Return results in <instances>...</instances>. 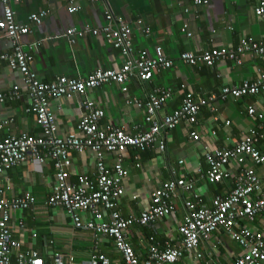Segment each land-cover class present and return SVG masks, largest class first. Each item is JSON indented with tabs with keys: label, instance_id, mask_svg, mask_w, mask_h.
Wrapping results in <instances>:
<instances>
[{
	"label": "crops",
	"instance_id": "1",
	"mask_svg": "<svg viewBox=\"0 0 264 264\" xmlns=\"http://www.w3.org/2000/svg\"><path fill=\"white\" fill-rule=\"evenodd\" d=\"M73 5L79 10L70 14L69 8ZM259 5L260 0H211L208 6H195L193 0H107L104 3L22 0L14 6L17 21L31 30L21 40L24 50L33 57L31 69L45 82L56 81L61 76L86 78L97 69L119 68L126 62V57L102 33L94 36L88 32L74 44L67 40L66 32L70 28L83 30L90 27L103 32L108 26L105 10L130 24L134 56L144 49L153 53L156 46H161L175 63L173 68L161 70L147 82L134 78L124 85L106 84L88 90L85 96L50 99L59 136L77 133L76 126L86 112L83 107L86 99L105 112L101 120L103 127H119L136 134L148 128L146 107L145 103L143 107L130 105L129 99L146 102L149 95L159 90L170 91L158 112V117L162 118L180 108L188 92L193 93L196 101L213 94L218 96L210 106L202 108L196 125L182 123L176 129L162 133L165 151L154 146L145 151L130 149L122 156L128 175L123 180L124 195L117 209L125 217L139 216L151 204L153 192L167 181L184 179L192 186L191 190H182L174 198L176 212L173 216L153 225L135 224L128 230V240L140 258L148 254L151 237L161 243L181 241L178 227L186 215V201L211 207L217 196H227L233 191L238 176L245 169L236 162L231 163L227 166L230 176L223 182L211 184L207 178L209 167L205 154L208 150L234 147L264 122V118L254 119L247 113L248 107L254 106L264 116V91L238 100L219 97L225 86L257 79L264 70V58L248 56L243 65L226 61L211 69L186 65L180 55L186 51L200 53L212 48H227L248 36L264 42V15L256 14ZM42 11L48 12L44 21L39 25L32 23L30 16ZM2 17L0 3V19ZM139 19L142 22L137 26ZM146 28L150 29L149 34L144 32ZM12 52L13 42L3 36L0 39V92L10 94L14 86L21 89L18 97L9 95L0 106V119L8 121L0 131V141L22 134L39 136L42 133L35 115L27 112L32 99L22 76L10 68L8 59H1L2 54ZM124 86L128 88L127 93L122 91ZM193 130L200 134L199 140L191 138ZM255 146L264 154V132ZM71 158L72 183H77L82 175L97 176L96 158L91 151H72ZM115 161V155L107 154L108 164ZM245 166L257 172L264 191V164H256L248 157ZM55 183L56 169L47 154L45 163L29 158L0 174V190L5 192L6 198H22L29 194L34 199L30 208L12 214L11 229L22 243V248L12 255V262L18 263L20 253L26 257L38 253L46 260L60 253L72 255L80 262L88 261L94 253H101L111 260V264H121V254L110 238H97L93 232L77 228L63 208L48 204ZM81 218L86 222L93 216L83 212ZM244 223L255 232H264V216H259L254 223ZM198 253L202 254L201 258ZM242 253L239 244L220 230L202 242L198 252L187 254L180 264H231Z\"/></svg>",
	"mask_w": 264,
	"mask_h": 264
},
{
	"label": "built area",
	"instance_id": "2",
	"mask_svg": "<svg viewBox=\"0 0 264 264\" xmlns=\"http://www.w3.org/2000/svg\"><path fill=\"white\" fill-rule=\"evenodd\" d=\"M21 1L0 0L3 8L0 39L4 36L13 42L12 54H2L1 59H8L10 68L22 76L32 99L27 112L35 115L42 133L39 136L22 134L0 141V174L23 164L29 158L42 164L45 163L46 154L51 156L56 169V183L48 204L63 208L77 228L89 230L97 238H110L121 254V264H180L187 254L198 252L201 243L208 241L220 230H224L243 250L242 255L231 264H264V232H255L244 223H254L259 216H264L262 181L254 169L245 166L248 157L256 164H264V154L255 146L256 141L263 138L264 122L251 135H245L234 147L208 150L205 154L209 167L207 178L211 184L223 182L230 176L227 166L231 163L236 162L245 168L238 176L233 191L227 196H217L211 207L186 201V215L178 227L181 241L176 244L171 240L161 243L151 237L148 254L145 258H140L128 240V230L135 224L153 225L160 219L173 216L176 212L174 198L178 192L191 190L192 186L184 179L167 181L153 192L151 204L139 216L125 217L117 209L118 202L124 195L123 180L128 175L122 156L130 149L145 151L154 146H158L162 152L165 151L162 133L174 130L182 123L196 125L202 108L210 106L218 96L213 94L207 99L196 101L193 93L188 92L183 105L166 113L162 118L158 117V112L170 96V91L159 90L156 94L149 95L146 102L136 98L129 99L127 103L130 105L143 107L145 103L146 107L145 120L148 128L136 134L119 127H103L101 120L105 112L92 100L86 99L83 102L86 112L76 126L77 133L59 136L56 118L50 108V99L85 96L88 90L106 84L124 85L134 78L147 82L161 70L173 68L175 63L161 46H156L153 53L144 49L134 56L130 24L124 18L105 10L108 26L102 33L126 57V62L119 68L97 69L86 78L61 76L56 81L45 82L31 69L33 57L22 46V38L30 34L31 30L16 19L14 6ZM90 1L104 3L107 0ZM210 2L211 0H193L195 6H208ZM78 10L73 5L69 8V13ZM256 14L264 15V0H260ZM47 16L46 11L35 13L30 16V21L39 25ZM141 22L142 20H137V26ZM88 32H92L94 36L101 33L90 27L83 30L70 28L66 37L70 44H74ZM144 32L149 34L150 29L146 28ZM248 56L264 58V42L250 36L242 37L238 44L227 48H212L200 53L183 52L180 60L192 67L207 66L213 69L218 63L226 61L243 65ZM20 89L21 87L14 86L10 94L0 92V106L9 95L11 98L18 97ZM122 91L127 93L128 88L124 86ZM262 91L264 70L257 79L245 80L240 85L225 86L219 97L222 100L229 97L238 100L245 96L258 95ZM247 113L254 119L264 118L254 106H249ZM7 123L8 121L0 119V131ZM190 136L194 140L200 139V134L195 130ZM43 150L47 153L44 154ZM86 150L91 151L96 158L97 176L91 178L82 175L77 183H72L69 172L72 151L81 153ZM107 154L116 156V161L111 165L106 162ZM4 193L0 190V264H14L11 257L22 248V243L15 238L11 229L12 214L30 208L34 199L29 194L22 198L8 199ZM83 212L90 213L93 219L84 222L81 218ZM198 257L201 258L202 254L198 253ZM17 264H111V260L101 253L92 254L84 262L78 261L72 255L60 253H56L51 260L44 259L38 253H32L28 257L20 253Z\"/></svg>",
	"mask_w": 264,
	"mask_h": 264
},
{
	"label": "bare ground",
	"instance_id": "3",
	"mask_svg": "<svg viewBox=\"0 0 264 264\" xmlns=\"http://www.w3.org/2000/svg\"><path fill=\"white\" fill-rule=\"evenodd\" d=\"M101 33H102V32H101ZM101 33H100V34H101ZM102 34L104 35V33H102ZM99 36H100V35H99ZM104 36H105V35H104ZM262 192H264V191H263V186H262Z\"/></svg>",
	"mask_w": 264,
	"mask_h": 264
}]
</instances>
